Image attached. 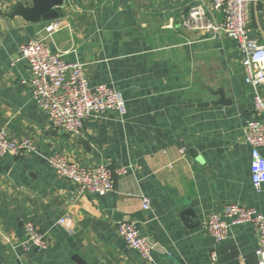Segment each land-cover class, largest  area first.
I'll list each match as a JSON object with an SVG mask.
<instances>
[{
    "label": "crops",
    "instance_id": "0c3cea01",
    "mask_svg": "<svg viewBox=\"0 0 264 264\" xmlns=\"http://www.w3.org/2000/svg\"><path fill=\"white\" fill-rule=\"evenodd\" d=\"M17 3L32 6L0 0V127L33 140L36 152L0 161V264H257L255 227L224 215L228 204L264 215V185L253 187L245 142L253 89L234 41L182 27L198 0H65L62 29L48 38L51 22L14 16ZM203 4L221 19L209 0ZM249 31L264 45V3L249 6ZM36 38H47L53 52L68 51L66 61L84 64L92 86L120 93L126 116L89 119L80 136L53 128L22 83L30 70L20 46ZM55 153L107 166L115 191L81 194L54 174ZM121 169L127 174L117 175ZM187 210L193 227L181 217ZM212 214L231 224L219 245L204 229ZM64 216L73 218V230L58 225ZM28 222L45 234V251L22 246ZM121 222L137 224L152 261L127 246L117 232Z\"/></svg>",
    "mask_w": 264,
    "mask_h": 264
},
{
    "label": "built area",
    "instance_id": "2783aa9c",
    "mask_svg": "<svg viewBox=\"0 0 264 264\" xmlns=\"http://www.w3.org/2000/svg\"><path fill=\"white\" fill-rule=\"evenodd\" d=\"M204 1L198 0L197 5L189 8L182 27L206 33L213 39L234 41L243 54L245 81L253 89L254 113L246 124L245 142L251 149V181L255 190H259L264 185V94L260 91L264 85V45L250 35L249 6L264 3V0H209L213 13L221 15L218 21L211 18ZM61 29L58 20L51 22L45 28L47 38ZM46 39H32L20 46L21 58L27 62L30 70L29 80L22 83L29 88L34 103L46 114L53 128L80 136L89 119H101L110 112H115L120 118L126 116V102L120 93L109 85L92 86L85 75L84 64L66 61L64 56L68 51H51ZM35 152L33 140L14 138L6 128L0 127V161ZM49 166L58 178L76 185L81 194L106 196L115 191L114 172L105 165L86 166L55 153L49 159ZM127 172L121 169L116 174L122 176ZM142 207L144 210L150 209L149 198H142ZM224 215L232 220V224L251 223L255 227L259 242L255 252L257 264H264V215L239 204L226 205ZM58 225L71 231L74 220L64 216L58 220ZM204 229L219 245L228 239L231 224L212 214L206 219ZM25 231L24 248H35L39 252L47 249V238L34 223L28 222ZM117 232L132 251L147 261L153 260V248L136 223L121 222ZM216 257V252H213L212 260Z\"/></svg>",
    "mask_w": 264,
    "mask_h": 264
},
{
    "label": "water",
    "instance_id": "95a60500",
    "mask_svg": "<svg viewBox=\"0 0 264 264\" xmlns=\"http://www.w3.org/2000/svg\"><path fill=\"white\" fill-rule=\"evenodd\" d=\"M64 2L65 0H32V6L17 3L13 10V15L21 16L26 21L32 23L57 21L64 17ZM224 103L223 100L218 102V104ZM181 217L188 227L195 226L196 222L194 223L191 220L193 218L191 210L183 212Z\"/></svg>",
    "mask_w": 264,
    "mask_h": 264
}]
</instances>
